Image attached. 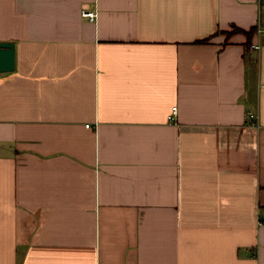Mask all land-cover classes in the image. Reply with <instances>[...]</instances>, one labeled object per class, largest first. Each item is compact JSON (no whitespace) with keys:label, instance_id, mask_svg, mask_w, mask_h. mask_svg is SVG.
I'll use <instances>...</instances> for the list:
<instances>
[{"label":"crops","instance_id":"crops-1","mask_svg":"<svg viewBox=\"0 0 264 264\" xmlns=\"http://www.w3.org/2000/svg\"><path fill=\"white\" fill-rule=\"evenodd\" d=\"M257 25L264 0H0V264H264Z\"/></svg>","mask_w":264,"mask_h":264},{"label":"water","instance_id":"water-1","mask_svg":"<svg viewBox=\"0 0 264 264\" xmlns=\"http://www.w3.org/2000/svg\"><path fill=\"white\" fill-rule=\"evenodd\" d=\"M14 47L10 41H0V72H6L13 68Z\"/></svg>","mask_w":264,"mask_h":264},{"label":"built area","instance_id":"built-area-1","mask_svg":"<svg viewBox=\"0 0 264 264\" xmlns=\"http://www.w3.org/2000/svg\"><path fill=\"white\" fill-rule=\"evenodd\" d=\"M81 15L86 17L88 20L93 21L95 19V17H96V12L94 10H89V9L82 8L81 9ZM255 29L258 32H263L264 31V26L257 25ZM251 47L252 48H257L258 45L257 44H251ZM175 110H176V106H172L171 107V113L168 115L169 119H172V117L175 114ZM253 116H254V114L252 112H249L247 114V118L248 119H251ZM86 126L88 127L89 124H86Z\"/></svg>","mask_w":264,"mask_h":264},{"label":"trees","instance_id":"trees-1","mask_svg":"<svg viewBox=\"0 0 264 264\" xmlns=\"http://www.w3.org/2000/svg\"><path fill=\"white\" fill-rule=\"evenodd\" d=\"M203 40H205V39H203Z\"/></svg>","mask_w":264,"mask_h":264}]
</instances>
